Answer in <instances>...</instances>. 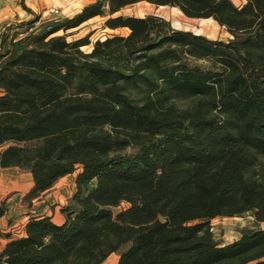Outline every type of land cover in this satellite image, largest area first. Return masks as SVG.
Masks as SVG:
<instances>
[{"label": "trees", "instance_id": "obj_1", "mask_svg": "<svg viewBox=\"0 0 264 264\" xmlns=\"http://www.w3.org/2000/svg\"><path fill=\"white\" fill-rule=\"evenodd\" d=\"M142 1L232 37L119 13ZM22 6L27 34L0 47V169L31 174L29 207L74 173L75 189L62 223L30 212L18 236L0 229V264H264V228L221 243L210 225L264 222V0H94L36 33ZM97 16L129 33L91 51L57 34Z\"/></svg>", "mask_w": 264, "mask_h": 264}, {"label": "rangeland", "instance_id": "obj_2", "mask_svg": "<svg viewBox=\"0 0 264 264\" xmlns=\"http://www.w3.org/2000/svg\"><path fill=\"white\" fill-rule=\"evenodd\" d=\"M26 0H0L1 10L4 20L0 21V37L5 44L2 49H6L15 44V41L25 36L27 33L23 32L27 29V22L33 19V14L25 10L22 3ZM50 3L45 5L43 9H39L37 14L41 15L34 27L28 30V33H36L40 31L46 24L51 23L57 19L71 15L76 10L87 3L94 0H39ZM236 4L241 5L245 0H233ZM35 2V0H34ZM56 2V4H55ZM47 3V4H48ZM58 7L59 14L50 13V8ZM21 10L16 14V9ZM11 13V16L8 14ZM22 13V14H21ZM120 14L123 15H139L146 16L148 14H157L163 16L171 21L172 26L177 29L193 30L201 33L212 39L227 40L232 37L231 33L226 28L219 26L216 22L205 21L202 18H189L185 16L178 8L170 6H156L148 2L142 1L124 8ZM2 17V16H1ZM106 17L97 16L94 19L82 24L81 26L70 29L68 31H59L57 34H65L67 39L72 41L86 35H90L91 44L82 47L85 51H91L93 43L97 39H105L114 34L126 35L129 29H109L104 26ZM0 47L1 44H0ZM191 101H183L181 106H187ZM73 175L60 179L54 187L43 195L39 200L34 201L33 207H29L24 201V194L30 189L33 183L32 176L29 172L18 167L2 168L0 169V201L7 199L10 205L8 214L0 220V229L4 232H11L14 236H18L27 220V215L30 212L37 213H52L56 216V220L62 218L60 207L67 204L71 197L73 189ZM126 206L123 203L120 208ZM210 225L217 241L227 243L238 238L244 230L254 228H264V222H256L255 218L250 213H245L240 216H219L211 219ZM5 244L2 239L0 243V250ZM119 255L112 253L101 264H117Z\"/></svg>", "mask_w": 264, "mask_h": 264}, {"label": "crops", "instance_id": "obj_3", "mask_svg": "<svg viewBox=\"0 0 264 264\" xmlns=\"http://www.w3.org/2000/svg\"><path fill=\"white\" fill-rule=\"evenodd\" d=\"M233 1V0H232ZM247 0H245L241 5H243L245 2H246ZM26 2V5L29 7V8H31L34 12H39L38 10L39 9H43L44 8V6L46 5H49L50 3H46V2H44V4L42 5V3L43 2H41V1H39V0H35V2H34V0H26L25 1ZM234 2V1H233ZM235 3V2H234ZM55 4H56V2H55ZM236 4V3H235ZM236 5H239V4H236ZM83 7V6H82ZM81 7V8H82ZM81 8H79L78 10H76L74 13H72L71 15H66V17H69V16H72L73 14H75V13H77V12H79L80 10H81ZM17 11H16V14L19 12L20 13V11L21 10H19L18 8L16 9ZM2 11L3 10H1V12H0V21L1 20H4V18H6L5 16H3V14L4 13H2ZM22 14V13H21ZM132 15V14H131ZM2 16V17H1ZM8 16H11V13H9L8 14ZM135 16H139V15H135ZM95 18V17H94ZM94 18H92V19H94ZM92 19H90V20H92ZM192 19H195V18H192ZM197 19H199V18H197ZM202 19H204V20H207V21H209V22H216L215 20H213L212 18H202ZM90 20H88V21H90ZM88 21H86V22H88ZM85 22V23H86ZM216 24H218L217 22H216ZM219 25V24H218ZM220 26V25H219ZM184 30H187V29H184ZM191 31H193V30H191ZM193 32H195V31H193ZM195 33H197V32H195ZM198 34H201V33H198ZM1 42H2V40H1V37H0V44H1ZM71 175H73L74 177H73V189H72V192H71V195H72V193H73V191H74V189H75V182H74V178H75V175H76V173H74V174H70V175H67V176H71ZM67 176H65V177H67ZM65 177H63V178H65ZM62 179V178H61ZM31 186H32V184H31ZM30 186V187H31ZM54 187V186H53ZM52 187V188H53ZM51 188V189H52ZM50 189V190H51ZM49 190V191H50ZM49 191H47V192H49ZM46 192V193H47ZM46 193H44V194H46ZM43 197V196H42ZM41 197V198H42ZM37 200H39V199H37ZM65 205V204H64ZM64 205H61V207H60V210L62 209V207L64 206ZM41 214H43V215H47V216H50L51 218H52V220L53 221H55L56 223H62L63 221H64V215H63V213H62V210H61V215H62V218L60 219V220H56V216L55 215H53L52 213H41ZM6 216V215H5ZM4 216V217H5ZM4 217H2V218H0V220L1 219H3ZM27 217L29 218V215H27Z\"/></svg>", "mask_w": 264, "mask_h": 264}, {"label": "built area", "instance_id": "obj_4", "mask_svg": "<svg viewBox=\"0 0 264 264\" xmlns=\"http://www.w3.org/2000/svg\"><path fill=\"white\" fill-rule=\"evenodd\" d=\"M50 13L59 14L60 10L58 7H52L50 8Z\"/></svg>", "mask_w": 264, "mask_h": 264}, {"label": "bare ground", "instance_id": "obj_5", "mask_svg": "<svg viewBox=\"0 0 264 264\" xmlns=\"http://www.w3.org/2000/svg\"><path fill=\"white\" fill-rule=\"evenodd\" d=\"M206 21V20H205Z\"/></svg>", "mask_w": 264, "mask_h": 264}]
</instances>
